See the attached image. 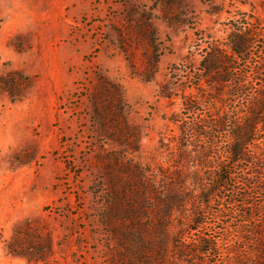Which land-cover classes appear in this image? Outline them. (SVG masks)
<instances>
[{"label":"rangeland","instance_id":"obj_1","mask_svg":"<svg viewBox=\"0 0 264 264\" xmlns=\"http://www.w3.org/2000/svg\"><path fill=\"white\" fill-rule=\"evenodd\" d=\"M234 21L264 26V0H0V264L119 263L128 184L167 167Z\"/></svg>","mask_w":264,"mask_h":264},{"label":"trees","instance_id":"obj_2","mask_svg":"<svg viewBox=\"0 0 264 264\" xmlns=\"http://www.w3.org/2000/svg\"><path fill=\"white\" fill-rule=\"evenodd\" d=\"M263 30L234 21L225 43L233 54L218 42L203 54L198 97L184 101L199 108L162 143L167 167L128 184L134 245L120 240L118 264H264ZM255 45L261 54L246 68Z\"/></svg>","mask_w":264,"mask_h":264}]
</instances>
